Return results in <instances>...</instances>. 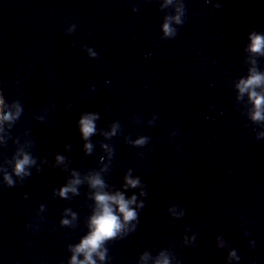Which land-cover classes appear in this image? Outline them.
Instances as JSON below:
<instances>
[{
    "label": "clouds",
    "instance_id": "clouds-1",
    "mask_svg": "<svg viewBox=\"0 0 264 264\" xmlns=\"http://www.w3.org/2000/svg\"><path fill=\"white\" fill-rule=\"evenodd\" d=\"M176 22L180 23L179 17L176 18ZM165 35H172L173 29L170 27L168 23L163 25ZM252 45L251 51L253 52H261L262 47H264V36L260 35H252ZM264 83V76L253 73L247 80H241L238 87L240 93H244L249 89H254L256 86ZM249 97L253 101L255 111L252 113V119L255 121L264 120V115H262V110H264V95H259L256 91H250ZM3 99H0V105H3ZM19 115V111L17 113ZM0 119L2 120H11L13 119L12 115L4 114L0 115ZM97 119L96 115H84L79 119L80 132L85 140H87L95 131L96 127L94 121ZM146 137H141L140 139L135 141L136 145H144L147 142ZM85 149L90 151L92 145L87 143L84 145ZM58 160L63 159L62 157H57ZM35 161L28 155L25 154L22 159H19L15 163V167L13 173H5L4 181L8 187L15 186V181L13 180V174L19 177L23 175H31V173H25V166L33 164ZM127 180V185L133 188L137 187L140 183L139 179H130L127 176L125 177ZM74 183H79V181H74ZM93 185H102V181L99 178H96L92 181ZM75 191V189L70 187H64L60 190V195L65 196L67 192ZM142 195H146L142 193ZM96 201L101 206V210L92 217L91 219V232L85 236L81 242L75 247L74 252L76 254L82 253L84 255V260H77V255L74 254L70 261V264H96L93 259V254H98L101 260L105 259V249L104 252H100L102 245L105 241L112 239L117 236V233L124 227V224L127 222H131L135 220L138 221V213L130 208L131 204L136 203V197L132 196L131 199H125V197L117 193L115 196H109L106 194H97ZM109 202L115 203L118 208L114 211V209L110 206ZM144 203L141 202L139 207L142 209L144 207ZM119 212L123 216L124 223L121 222V218L116 212ZM63 223H68L67 221H63ZM133 228V231L135 230ZM231 255H235V253H230ZM239 259V257H237ZM157 264H169V260L167 258L162 261H158Z\"/></svg>",
    "mask_w": 264,
    "mask_h": 264
}]
</instances>
